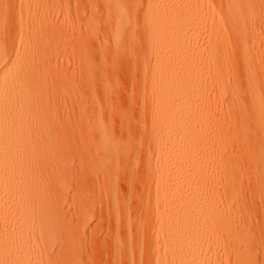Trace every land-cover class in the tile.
<instances>
[{
	"label": "bare ground",
	"instance_id": "6f19581e",
	"mask_svg": "<svg viewBox=\"0 0 264 264\" xmlns=\"http://www.w3.org/2000/svg\"><path fill=\"white\" fill-rule=\"evenodd\" d=\"M100 2L115 57L135 66L127 96L135 108H115L112 72L98 69L107 41L96 36L95 10L86 18L78 0H0V264L80 258L47 184L67 178L46 166L47 146L59 142L58 97L65 143L87 147L88 171L111 194L117 264H252L264 243V88L255 67L264 51L254 24L264 0ZM57 84L61 96L49 90ZM82 90L92 100L111 94V123L100 99L95 114L84 109Z\"/></svg>",
	"mask_w": 264,
	"mask_h": 264
},
{
	"label": "rangeland",
	"instance_id": "374dc122",
	"mask_svg": "<svg viewBox=\"0 0 264 264\" xmlns=\"http://www.w3.org/2000/svg\"><path fill=\"white\" fill-rule=\"evenodd\" d=\"M78 1H79V7L81 8L83 6L82 9L84 11V15L82 14L83 12L80 10L81 11L80 15H83V17L86 16V18H89L95 10L96 13L94 12L93 14L95 17L98 16L99 18V19L97 18L98 24L96 26L100 27L98 31L99 34H96V36L101 35L98 37L102 45H104L106 41H107L106 44L109 43L107 47L106 44L104 45L105 50L107 51L106 55L105 54L102 55L103 57L99 55V58L100 57L101 58L100 60L99 58L97 59V63H98L97 65L99 66L98 68L99 71H104L107 73V75H109V72L110 73L112 72L110 75L111 77L113 76V78L110 77L109 78L110 80L111 79L115 80L114 83L116 82L115 83L116 92H117L116 94H118L117 97L116 95H114L113 98L114 101L113 103L115 104V108L117 107L118 110L123 105L125 106L126 104H130V103H132L131 106L133 107L136 104L135 100L131 99L132 95L128 97V99L127 96L132 94L131 93L133 89L132 86H135L134 84H136V81L134 82V80L136 79L133 77L135 73H132L135 72V66H131V64L127 65L129 63V60L127 58L125 59V56H118L117 58L115 57L116 56L115 49L111 47V40L109 39V35L111 37V32L108 29L107 32L105 29L107 27V23H105L107 22L106 15H104L105 6H103V3L100 2V0H78ZM81 1L83 2V5ZM92 1H93V5L91 4ZM89 5L93 7L90 8ZM73 6H74V0H73ZM96 6L97 8L100 7V9L95 8ZM73 8L75 11L76 8L75 7ZM91 9H93L92 13H91ZM254 21H255L254 24L261 33L259 36L260 44L258 47H261L262 50L264 51V6H258L255 9ZM229 24L230 22L225 20V25H229ZM97 27L96 30H98ZM104 39L105 41H103ZM109 40L110 42H108ZM113 50H114V54L112 56ZM121 57L123 58V60ZM123 63H126L127 68L124 67ZM255 67L257 73L261 78L260 81L264 88V52H263V59L259 60L256 63ZM128 70L131 71V74H129ZM114 74L116 78H114ZM118 74L119 76H117ZM132 74L133 76H131ZM128 86L129 88L127 89ZM120 87L122 88L120 89ZM135 87L133 91L135 90ZM118 88L120 90H118ZM49 90L50 92H53L54 90V94H55L54 96L57 95L61 96L63 88H61L60 84L54 85L53 88L51 87V85H49ZM81 92L82 94L88 93L86 90H82ZM100 92L101 90L99 91V93L97 92L96 97L99 96V94L100 96L97 98L95 97L93 100L89 94L82 95L83 99L86 96L84 100L85 101L84 109H86L88 113L93 115L96 113V107L98 108V106L101 104L99 107H103L105 112L106 110H108L106 116L111 123V94L105 96L103 92L101 93ZM125 93H127L128 95L127 94L125 95ZM101 95H103V97H101ZM58 98L59 99L57 101V109H58L57 111L59 116L58 118H56L55 125L58 131L56 132V138L58 139L59 142L56 143L55 141L47 146L46 153L48 155V159L46 160V166L49 170H53V171H56L59 167L67 171V178L65 180H62L61 178H58L54 175L49 176L47 178V184L50 183L54 187L53 188L55 190V191L53 190L54 193H56L55 197L58 200L56 206L57 207L56 212L59 214L60 221L65 222L67 226V231L71 232V235L66 234L64 239L67 240L68 242L71 240L72 242L67 244L68 248H70L71 252L80 255V258L74 259L67 264H117L116 263L117 248L116 245L113 243V236L115 231L113 230L114 226H112L113 224L111 223V212L109 211L105 212L106 209L105 199L106 197L111 196V194L108 193L109 195L108 196L103 191V189H101L100 184L98 181H96V178L93 175V173H90V171H88L89 169H87L88 167L86 162V155L88 154L89 151L87 147L83 145H69L65 143L64 133H63V128L65 126V117L63 114L64 102L62 101L63 100L62 97H58ZM104 98H106V100ZM96 99L98 100L100 99L99 100L100 104H96L97 106L92 102V101L97 102L98 100L96 101ZM115 101L117 104L115 103ZM87 103H89V105ZM86 105L88 106L87 108L85 107ZM135 107H137V105H135L134 108ZM93 178H95L96 183L94 182ZM61 183H63L62 190L57 189L59 188L58 186ZM102 191L104 192V194ZM94 196L97 197V199L94 200L93 203ZM100 201H102V205ZM85 221L89 223L87 224L86 227L87 229L85 228L86 230L85 233L80 238V236L78 237L77 235V230L78 229L80 230L82 228L83 222ZM260 234L261 233L259 232V235ZM259 239H262L261 235ZM261 241L259 242V244L261 243ZM259 244H257L258 246H256L258 248V256L256 257L257 260L255 259L252 264H264V253H263L264 251H262L264 248L263 247L264 243L261 244L260 246L261 248L259 247ZM58 250H59V242L54 247L55 255L58 253ZM260 252H262L263 255ZM120 264H124V262H120Z\"/></svg>",
	"mask_w": 264,
	"mask_h": 264
}]
</instances>
